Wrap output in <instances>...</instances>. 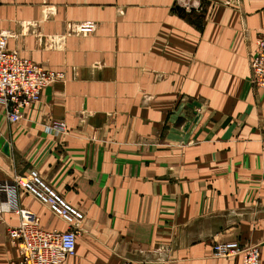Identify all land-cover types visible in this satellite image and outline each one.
Segmentation results:
<instances>
[{
  "label": "crops",
  "instance_id": "obj_1",
  "mask_svg": "<svg viewBox=\"0 0 264 264\" xmlns=\"http://www.w3.org/2000/svg\"><path fill=\"white\" fill-rule=\"evenodd\" d=\"M0 31L65 75L17 123L0 104L12 148L0 184L37 170L86 215L61 264H243L214 255L228 241L259 245L264 264V88L251 68L264 0H0ZM20 201L68 229L26 190ZM3 216L0 264H17L20 219Z\"/></svg>",
  "mask_w": 264,
  "mask_h": 264
},
{
  "label": "built area",
  "instance_id": "obj_2",
  "mask_svg": "<svg viewBox=\"0 0 264 264\" xmlns=\"http://www.w3.org/2000/svg\"><path fill=\"white\" fill-rule=\"evenodd\" d=\"M78 29L83 34H91L95 31L96 24L84 22ZM8 39L9 35L0 31V104L5 107L8 121L17 123L23 119L27 108L42 100L44 90L64 80L65 75L23 56L17 50L10 49ZM251 68L253 82L264 88V34L258 40L257 51L251 57ZM22 190H26L48 206L68 225V229H45L41 217L21 205ZM0 193L3 195L0 223L4 222V211L15 213L20 219L19 225L9 230L11 242L21 248V260L17 264H61L67 257L76 254L77 240L86 215L80 208L72 205L37 170L0 184ZM213 249L216 257L241 256L243 264H261V248L254 243L216 242Z\"/></svg>",
  "mask_w": 264,
  "mask_h": 264
},
{
  "label": "water",
  "instance_id": "obj_3",
  "mask_svg": "<svg viewBox=\"0 0 264 264\" xmlns=\"http://www.w3.org/2000/svg\"><path fill=\"white\" fill-rule=\"evenodd\" d=\"M182 11H185L184 8L181 9ZM195 13H197V10L196 9H191L190 12L187 13V15H195ZM201 13L204 14L205 11H202L201 10ZM0 148H2V150L8 154V155H11L12 154V148L10 146V142H8L6 140V138L4 136H2V134L0 133Z\"/></svg>",
  "mask_w": 264,
  "mask_h": 264
},
{
  "label": "rangeland",
  "instance_id": "obj_4",
  "mask_svg": "<svg viewBox=\"0 0 264 264\" xmlns=\"http://www.w3.org/2000/svg\"><path fill=\"white\" fill-rule=\"evenodd\" d=\"M229 242V241H228ZM257 245V244H256ZM261 256H262V252H261Z\"/></svg>",
  "mask_w": 264,
  "mask_h": 264
}]
</instances>
